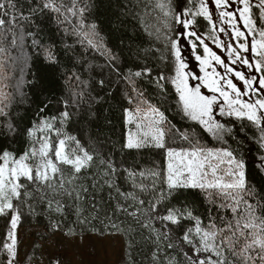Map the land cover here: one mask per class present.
I'll return each mask as SVG.
<instances>
[{"label": "trees", "instance_id": "trees-1", "mask_svg": "<svg viewBox=\"0 0 264 264\" xmlns=\"http://www.w3.org/2000/svg\"><path fill=\"white\" fill-rule=\"evenodd\" d=\"M0 2L7 4V0ZM14 2L30 18L18 19L15 28L10 24L0 27V49L4 50L0 52V109L6 113L0 114V153L7 150L19 156L31 146L28 130L33 125L39 126L41 120L58 117L61 111L67 110L71 119L62 126L63 132L79 140L93 155L90 165L80 173H74L70 165H59L61 173L51 182L52 187L28 185L32 195L28 203L32 207L20 204L18 228L38 230L24 260L20 262L16 258L18 264H34L40 258L42 241L61 233L49 230V224L56 222L64 232L83 230V236L121 235L124 259L120 264H169L173 259L186 264L183 255L186 248H168V241L163 238L156 241V231H170L175 244L179 243L180 234L177 226L157 219V213L167 214L169 205L183 207L186 199L194 215L203 221L202 227L213 220L222 226L221 217L233 218L230 211L217 208L219 199L216 204H209L202 195L191 192L163 201L156 212L149 209L161 189V179L153 173L165 166V157L161 149L124 147L132 125L127 122L128 110L138 118H144V107L160 110L165 117L161 125L169 146L188 148L189 142H198L205 148H228L237 152L245 160L248 179L264 203V164L260 159L264 157L261 146L264 141L260 127L246 117L221 115L217 109L213 116L227 126V135L218 137L184 114L178 102L179 94L171 83L176 61L169 37L180 41L182 58L188 65L185 71L198 74L200 62L196 56L204 55L199 42L192 48L195 38L187 35L189 28H182L174 16L183 13L182 19L192 18L198 33L211 41L213 36L218 37L217 30L212 31L205 17L195 15L200 0H53L59 12L43 9L32 15L29 9L42 6L47 0ZM259 4L260 0H250L257 29L264 28V14ZM170 10L173 15H166ZM33 39L38 43L34 45ZM49 51L55 63L46 59ZM253 58L256 60L254 54ZM146 69L151 70L150 74ZM137 71L142 75L136 77ZM161 75L165 78L161 81L164 90L156 83ZM189 83L195 85L200 81L190 79ZM201 91L205 95L213 94L206 88ZM8 123L13 125L14 132L8 131ZM57 127L61 125L57 123ZM45 134L51 136L53 143L58 139L55 132H37V136ZM182 135H187L189 140L182 139ZM67 147L76 145L68 141ZM108 162L116 169L111 175H105ZM81 187L87 188L88 193H82L80 199L74 192L72 196L65 194V189L72 191ZM139 200L145 204L140 205ZM117 205L126 211L119 210ZM58 206L60 212L56 211ZM85 218L87 222L82 224ZM113 224L117 227H112ZM181 224L191 228L195 222L183 220ZM9 227L7 218L0 217V264H7L3 245L9 242ZM57 259L61 260L55 257L48 264H54Z\"/></svg>", "mask_w": 264, "mask_h": 264}, {"label": "snow or ice", "instance_id": "snow-or-ice-1", "mask_svg": "<svg viewBox=\"0 0 264 264\" xmlns=\"http://www.w3.org/2000/svg\"><path fill=\"white\" fill-rule=\"evenodd\" d=\"M236 2L242 7L235 11H228L227 9L233 6V0H215L216 7L222 9L220 16L223 23L231 26V34L236 38L237 46H233L231 43L225 44L223 40H217L213 36L218 48L228 50L227 57L230 63L213 51L193 30L189 31L187 35L195 38L192 41L193 49L197 47V42L203 48L204 55L196 56L200 62V71L203 76L185 71L188 65L182 58L180 41L169 37L170 48L174 50L173 55L176 61L175 75L171 83L175 85V90L179 94L178 102L184 114L192 120L198 121L209 132L216 135L224 129V125L218 123L213 116V112L218 109L221 115L246 117L247 120L260 127L261 140L264 141V28H256V21L252 19L251 15L250 0H236ZM160 7L165 6L160 5ZM259 7L264 14V0H260ZM9 9L13 11L9 12ZM43 9L60 11L53 0H47L38 8H30L29 13L32 15ZM80 11L82 12L83 9ZM0 13H3L0 15V27L10 24L15 28L18 19L30 18L23 15L14 0H7V4L0 2ZM73 14H75L74 11ZM166 15H173V13L170 10ZM182 15L184 14L181 13ZM195 15L205 17L211 25L212 31H216L212 12L208 7V0H200V6ZM181 16H174V19L182 28L188 29L194 25V20L182 19ZM240 21H243L244 28L248 30L247 33L239 27ZM219 31L223 33L226 29L221 27ZM28 35L34 36L35 34L28 33ZM249 35L251 36L250 43ZM91 42L89 40V43ZM37 43L38 41L33 39V44ZM13 44H15V38H13ZM2 51L4 50L0 49V52ZM249 51L256 56L254 63H251L249 58L243 55L244 52ZM46 59L52 63L56 62L50 51ZM238 61L261 73L259 79L255 76L248 78L243 72L233 68L232 65ZM217 66L223 71H218ZM145 71L149 74L151 72L150 69ZM134 75L139 77L142 72L137 71ZM234 78L243 82V90L234 82ZM164 79L161 75L156 81L161 90H164V85L161 83ZM190 79L201 81V83L192 85L189 83ZM100 83L103 84V81ZM202 88H206L213 94L205 95L201 91ZM253 94L257 96L254 100L251 99ZM244 96H249L250 99L245 100ZM65 107H67V102H65ZM40 111H43V108ZM136 111L139 112L140 109L137 108ZM154 111L159 113L160 119L153 123L159 124L165 120L162 112H159L158 109H154ZM0 114L6 115L3 113V109H0ZM70 119L71 113L64 110L58 117L53 116L41 120L39 126L33 125L28 130V135L32 138L28 150L19 156L7 150L0 153V217H6L10 225L7 232L9 242L3 245L7 253V264H18L16 258L19 241L16 230L22 214L20 204H27L30 209L32 207L28 203L32 199L28 185L52 187L51 182L56 179L57 173H61L59 165H70L74 173H80L93 160V155L80 144L79 140L63 132L62 126ZM133 119V112L128 110L127 122L131 124ZM57 123L61 127H57ZM6 127L9 132L15 131L11 123H8ZM136 128V132L129 131L124 147L130 150L161 149L165 157V166L153 173L154 176L161 179V189H158L159 196L149 204V209L152 212H156L158 205L163 201H169L173 197L179 198L185 193L191 192L202 195L209 204H216V200L219 199L220 203L217 208L226 212L230 211L233 217L231 220L221 217L222 226H218L213 220L207 226L202 227L203 221L194 215L193 209L185 199L183 207L169 205L166 209L167 214L159 215L157 213L156 216L161 221H167L170 225L177 226L180 232L177 237L179 243H173L170 231L163 233L156 231V241L163 238L168 241L166 245L168 248H186L183 251L186 264H264V214H261L264 212V203L259 198L256 186L248 179L243 157L234 150L205 148L198 142L196 144L189 142L188 148L172 147L166 143L162 128L153 127L150 124L147 130H144L139 123L136 124ZM45 131L47 133L55 132L57 141L53 143L48 134L37 136V132L45 133ZM61 136L64 138H59ZM182 139L189 140L187 135H182ZM68 141H73L76 147L68 148ZM261 146L264 147V143ZM260 159L264 164V157ZM101 163L105 162L102 160ZM115 171L113 164L108 162V172L105 175H111ZM105 183L108 182L105 181ZM60 186L63 187L62 184ZM112 186L109 184V187ZM117 191L119 192L118 188ZM73 192L76 198L80 199L82 193L84 195L88 193V189L83 187L72 191L65 189L66 195L72 196ZM128 195L132 196L131 193ZM139 204L144 205L145 201L139 200ZM48 207H51V202ZM117 208L126 211L119 205ZM56 211L60 212L61 208L58 206ZM183 220L194 221V227L184 228L181 224ZM86 222V218L81 220L82 224ZM144 226L148 227V225ZM112 227L117 226L113 224ZM165 227L168 228V225ZM49 230L52 233L61 232L65 238L83 239V230L76 232L69 229L64 232L59 222L50 223ZM155 255L153 253L154 257ZM54 264H62V261L57 259ZM169 264H179V262L173 259L169 260Z\"/></svg>", "mask_w": 264, "mask_h": 264}, {"label": "rangeland", "instance_id": "rangeland-1", "mask_svg": "<svg viewBox=\"0 0 264 264\" xmlns=\"http://www.w3.org/2000/svg\"><path fill=\"white\" fill-rule=\"evenodd\" d=\"M259 1V0H256ZM208 7L212 12L213 21L216 25V30L218 33L217 40H223L225 44L231 43L233 46H237L236 38L232 35V28L230 25L223 23L222 18L220 16V12L222 9H218L215 5V0H208ZM242 5L233 0V6L228 11H235L237 8H241ZM238 15V13H237ZM189 20L192 18L189 17ZM223 27L226 29L225 32L221 33L219 29ZM239 27L241 30L247 33V29L244 28L243 21L239 22ZM196 31V33L201 36L205 43L212 48L213 51L217 52V54L221 55L222 58L225 59L227 63H230V60L227 57V49L218 48L214 41L209 40L204 35L198 33V29L195 25L189 28V31ZM251 41V36L249 35V43ZM244 42V41H241ZM243 55L248 57L251 63H254L255 60L253 58V53L251 51L244 52ZM237 71H241L245 74L246 77L251 78L255 76L259 79V74L254 69H250L247 65L241 64L239 61L232 65ZM218 71H223L222 68L217 66ZM198 75L203 76V73L200 71ZM234 82L241 87L243 90V82L234 78ZM201 83V81H200ZM207 95V94H206ZM257 96L253 94L251 99H256ZM243 99L249 100V96H244ZM144 118L136 117L133 115V123L129 129L131 132H136V124L139 123L142 125L144 130H147L148 125H152L153 127H160L162 125L153 123L154 121H159V113L154 111L155 107H144ZM159 112H161L159 110ZM235 116V115H232ZM215 120L219 122L218 118L214 117ZM226 126V124H223ZM163 129V128H162ZM227 126L216 136L220 137V135H227ZM228 149V148H226ZM230 150V149H228ZM38 229L36 227H19L16 230L17 238H18V254L17 258L21 262L24 260L29 250L32 248L35 241V233ZM55 257H59L63 264H120L124 259V239L121 235H105L99 236L96 234L83 236V239L80 240L78 238H65V236L61 233L53 234L49 239L42 241V249L41 256L38 260L34 262V264H48L50 259H54Z\"/></svg>", "mask_w": 264, "mask_h": 264}]
</instances>
